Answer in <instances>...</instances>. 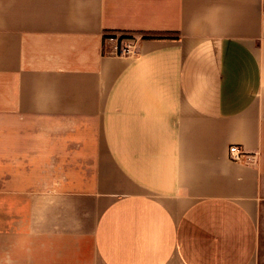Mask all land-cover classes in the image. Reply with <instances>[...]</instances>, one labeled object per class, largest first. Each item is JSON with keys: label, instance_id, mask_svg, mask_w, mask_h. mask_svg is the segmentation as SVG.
I'll list each match as a JSON object with an SVG mask.
<instances>
[{"label": "crops", "instance_id": "0c3cea01", "mask_svg": "<svg viewBox=\"0 0 264 264\" xmlns=\"http://www.w3.org/2000/svg\"><path fill=\"white\" fill-rule=\"evenodd\" d=\"M0 264H264V0H0Z\"/></svg>", "mask_w": 264, "mask_h": 264}, {"label": "rangeland", "instance_id": "374dc122", "mask_svg": "<svg viewBox=\"0 0 264 264\" xmlns=\"http://www.w3.org/2000/svg\"><path fill=\"white\" fill-rule=\"evenodd\" d=\"M120 0H107V14L109 19H114L116 16V10L119 8ZM110 42H115L118 45V52L122 55V52L128 45L133 44L134 38L131 36H109ZM134 52V50H133Z\"/></svg>", "mask_w": 264, "mask_h": 264}, {"label": "built area", "instance_id": "2783aa9c", "mask_svg": "<svg viewBox=\"0 0 264 264\" xmlns=\"http://www.w3.org/2000/svg\"><path fill=\"white\" fill-rule=\"evenodd\" d=\"M134 50V44L128 45L126 49L122 52V55H131L133 54ZM251 156L249 153H246L243 151L240 147L234 145L229 150V158L231 161L240 163L242 162L246 157Z\"/></svg>", "mask_w": 264, "mask_h": 264}]
</instances>
